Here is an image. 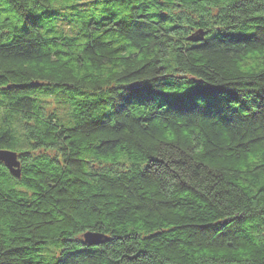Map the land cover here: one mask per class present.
Masks as SVG:
<instances>
[{"label": "trees", "instance_id": "1", "mask_svg": "<svg viewBox=\"0 0 264 264\" xmlns=\"http://www.w3.org/2000/svg\"><path fill=\"white\" fill-rule=\"evenodd\" d=\"M0 148V264H264V0H0Z\"/></svg>", "mask_w": 264, "mask_h": 264}, {"label": "water", "instance_id": "2", "mask_svg": "<svg viewBox=\"0 0 264 264\" xmlns=\"http://www.w3.org/2000/svg\"><path fill=\"white\" fill-rule=\"evenodd\" d=\"M206 32L203 29H199L191 34L188 39L193 42H200L204 39ZM0 161L3 162L12 175L16 177H21V159L20 154L11 149L0 148ZM84 242L88 245H100L107 242L110 236L104 232L87 230L83 233Z\"/></svg>", "mask_w": 264, "mask_h": 264}]
</instances>
